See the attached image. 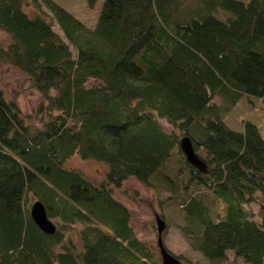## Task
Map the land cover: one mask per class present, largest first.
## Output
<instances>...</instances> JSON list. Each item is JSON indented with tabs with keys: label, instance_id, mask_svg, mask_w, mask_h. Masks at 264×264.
<instances>
[{
	"label": "trees",
	"instance_id": "trees-1",
	"mask_svg": "<svg viewBox=\"0 0 264 264\" xmlns=\"http://www.w3.org/2000/svg\"><path fill=\"white\" fill-rule=\"evenodd\" d=\"M0 31V61L43 94L37 126L0 88V264H162L115 196L128 178L156 191L203 264L229 250L264 264V136L226 122L242 99L264 109V0H104L93 27L57 0H0ZM75 153L105 163L104 181L67 167Z\"/></svg>",
	"mask_w": 264,
	"mask_h": 264
},
{
	"label": "rangeland",
	"instance_id": "rangeland-1",
	"mask_svg": "<svg viewBox=\"0 0 264 264\" xmlns=\"http://www.w3.org/2000/svg\"><path fill=\"white\" fill-rule=\"evenodd\" d=\"M57 1L82 19L89 27L95 25L104 2V0H98L93 7H90L86 0ZM0 36L4 38L5 34L0 31ZM90 82L95 81L91 80ZM0 88L5 91L7 96L13 98L18 103L22 112L32 124L39 125L35 117L36 107L43 99V94L33 85L32 80L27 74L16 67L6 65L0 61ZM216 101L221 104L223 103V99L219 96L216 97ZM247 119L256 122L264 136V109L253 106L247 99H242L230 109L226 122L231 128L241 130L243 121ZM159 120L164 128L171 129L169 123L160 118ZM66 166L81 170L86 176L98 183L104 181L108 170V166L105 163L94 159H83L78 153H75L67 160ZM114 191L115 196L130 210L131 224L140 239L150 245L157 246L158 225L156 216L160 215L166 224L162 238L164 244L172 253H181L196 264L208 262L182 233L178 225L180 220L171 215L167 207L164 209L159 206L156 191L151 186L136 178H128L120 186L115 187ZM250 207L253 210H257L258 206L252 203ZM218 263L248 264L231 250Z\"/></svg>",
	"mask_w": 264,
	"mask_h": 264
},
{
	"label": "water",
	"instance_id": "water-1",
	"mask_svg": "<svg viewBox=\"0 0 264 264\" xmlns=\"http://www.w3.org/2000/svg\"><path fill=\"white\" fill-rule=\"evenodd\" d=\"M181 147L187 158V160L196 166L197 168L206 171L205 162L195 152L191 140L188 137L181 139ZM30 213L37 225L46 233H54L56 231V225L48 216L45 205L40 200L32 202L30 207ZM158 225V238L157 244L160 251L162 264H187L180 260L175 254H173L164 244L162 235L165 228V221L160 215L156 216Z\"/></svg>",
	"mask_w": 264,
	"mask_h": 264
}]
</instances>
